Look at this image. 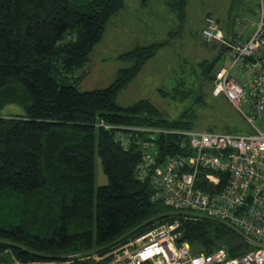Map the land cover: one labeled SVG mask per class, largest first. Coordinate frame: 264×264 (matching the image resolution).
Listing matches in <instances>:
<instances>
[{
	"label": "trees",
	"instance_id": "16d2710c",
	"mask_svg": "<svg viewBox=\"0 0 264 264\" xmlns=\"http://www.w3.org/2000/svg\"><path fill=\"white\" fill-rule=\"evenodd\" d=\"M187 1L172 0L167 6L179 15ZM121 7V0H0V91L20 84L31 100L24 115L0 116V196L14 197L12 220L0 225V264H106L118 247L177 218L161 203H152L149 185L135 179L140 160L136 143L124 150L114 141L115 131L99 124L118 126L135 141L145 137L136 128L194 130L206 104L204 87L211 88L226 50L193 65L189 74L197 81L195 89L177 90L184 81L175 85L181 98L193 96L191 105L171 121L147 100L127 107L116 103L118 92L163 43L126 52L124 58L134 65L105 89L80 92L62 85L61 80L85 65L105 24ZM233 30L223 31L224 36L231 37ZM219 97L249 133L244 118ZM229 122L231 118L222 123L219 133L247 134L237 133L236 122ZM176 140L159 137L161 158L176 150ZM96 156L108 179L97 190ZM20 217L26 226L37 221L41 236L14 225ZM94 217L93 234L87 226ZM179 222L182 238L198 251L240 243L237 234L219 223Z\"/></svg>",
	"mask_w": 264,
	"mask_h": 264
},
{
	"label": "built area",
	"instance_id": "2783aa9c",
	"mask_svg": "<svg viewBox=\"0 0 264 264\" xmlns=\"http://www.w3.org/2000/svg\"><path fill=\"white\" fill-rule=\"evenodd\" d=\"M247 23L240 21L226 38L218 21L205 15L200 37L225 45V66L215 72L210 93L236 109L249 133L136 128L145 137L135 141L118 126L99 124L115 131L114 141L124 150L136 143L135 179L149 185L152 203L177 215L115 249L106 264H264V133L255 125L264 117V0H257L255 28L244 36ZM237 68L244 80L233 73ZM160 136L177 138L176 150L162 158ZM179 218L219 223L240 243L208 252L193 249L182 238Z\"/></svg>",
	"mask_w": 264,
	"mask_h": 264
},
{
	"label": "rangeland",
	"instance_id": "374dc122",
	"mask_svg": "<svg viewBox=\"0 0 264 264\" xmlns=\"http://www.w3.org/2000/svg\"><path fill=\"white\" fill-rule=\"evenodd\" d=\"M170 1L172 0H121V9L105 24L102 37L93 47L85 65L68 79L60 81L56 74L52 76L62 85H73L80 92L105 89L121 77L120 71L129 70L134 65L133 60L124 58L126 52L136 47L163 43L164 47L118 92L116 103L127 107L140 100H147L159 110L160 115L169 121L174 120L191 105L193 93L181 98L182 95L177 90L197 87V81L192 80L189 74L193 65L203 60H213L220 49V44L201 39L203 17L210 14L219 21L221 27L228 25L232 29L241 26L240 21L245 20L249 23L243 30L244 35L255 28L257 0H188L179 15L168 8L167 3ZM224 61V57L220 58L216 68L224 67ZM233 73L241 80L245 79L242 70L237 68ZM181 81L184 83L173 91ZM210 90V86L206 84V104L201 105L205 108L200 118L194 122V130L211 128L219 133L222 123L231 118L236 123H229L238 129L237 133H247V128L226 108L223 98L212 97ZM30 104L31 100L20 84H11L0 91L2 117L10 114L24 115ZM255 125L264 133V117L257 119ZM107 184L108 179L101 161L96 156L94 189ZM12 207L14 197L8 199L0 196V225L8 226L7 223L12 220ZM25 213L28 214V211ZM24 222L20 217L14 225H20L28 232L41 236L37 221L30 226H26ZM87 227L95 233V217Z\"/></svg>",
	"mask_w": 264,
	"mask_h": 264
},
{
	"label": "crops",
	"instance_id": "0c3cea01",
	"mask_svg": "<svg viewBox=\"0 0 264 264\" xmlns=\"http://www.w3.org/2000/svg\"><path fill=\"white\" fill-rule=\"evenodd\" d=\"M168 4V3H167ZM223 31H229L228 33H230L232 31V28L229 27L228 25L224 26L223 27ZM246 31V30H245ZM247 34L249 33H244V36H247Z\"/></svg>",
	"mask_w": 264,
	"mask_h": 264
},
{
	"label": "water",
	"instance_id": "95a60500",
	"mask_svg": "<svg viewBox=\"0 0 264 264\" xmlns=\"http://www.w3.org/2000/svg\"><path fill=\"white\" fill-rule=\"evenodd\" d=\"M220 50H221V52H223L225 50V45L224 44H221Z\"/></svg>",
	"mask_w": 264,
	"mask_h": 264
}]
</instances>
